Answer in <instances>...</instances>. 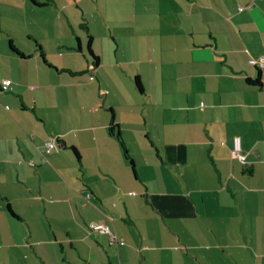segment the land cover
Instances as JSON below:
<instances>
[{"label": "crops", "instance_id": "0c3cea01", "mask_svg": "<svg viewBox=\"0 0 264 264\" xmlns=\"http://www.w3.org/2000/svg\"><path fill=\"white\" fill-rule=\"evenodd\" d=\"M251 2L0 0V264H264Z\"/></svg>", "mask_w": 264, "mask_h": 264}, {"label": "trees", "instance_id": "16d2710c", "mask_svg": "<svg viewBox=\"0 0 264 264\" xmlns=\"http://www.w3.org/2000/svg\"><path fill=\"white\" fill-rule=\"evenodd\" d=\"M251 1H252V2H251L250 4H248L246 7H244V6H239L237 9H238L239 11H241V10H243V9H245V8H249V9L252 8V6H253L252 3L254 2V0H251ZM82 28H83V30H84V31L86 32V34H87V46H86V52H87L88 56L91 58V63H92L91 67L94 68V67H96V66L98 65V63H99V57L93 52V50H92V48H91V39H92V37H91V35H90V33H89L88 29H87V26H86L84 23L82 24ZM75 49H76V51H78V52H81V51H82L81 46H80L79 39H77V46L75 47ZM20 55H22V54L20 53ZM41 56H43L42 53H41ZM262 56H264V55H262ZM262 56H260V57L255 61V63H256L259 67L264 68V66H261V65H260V60H259ZM44 61H45V60H44ZM68 72H69V73H72V71H68ZM247 82H248L249 85H251V86H256V87H257V86L260 87V86L262 85V82H261L259 76H258L256 79H254V80L247 78ZM9 85H10V84H9ZM9 85H4V84H3L4 87H8ZM135 85H136V87L139 89V91L142 92V89H143V88H142V86H141V83H140L138 77L135 78ZM110 112H111V119H110V124H109V128H108L109 133H110L111 135H113V136L116 137V139H117L118 142H119V145H120V147H121V150H122V152H123V155H124L125 159H126V160L129 162V164L132 166V169H134V163H133V160H132L131 156L129 155L128 150H127V148H126V146H125V143H124V141H123V139H122V137H121V134H120V131H119V125H118V123L115 121V118H114L115 116H114L113 112L111 111V109H110ZM56 144H58L57 139H56ZM236 144H238V147H239V143L237 142V139H234V140H233L232 147H231V152H232L234 146H236ZM72 149H73L74 152L76 153L75 148L72 147ZM239 150H240V148H239ZM242 155H243V154H242ZM243 161L245 162V157H244V160H243ZM243 161H241V162H243ZM8 209H9L8 211H9L10 213L13 214V212L10 210L9 207H8Z\"/></svg>", "mask_w": 264, "mask_h": 264}, {"label": "built area", "instance_id": "2783aa9c", "mask_svg": "<svg viewBox=\"0 0 264 264\" xmlns=\"http://www.w3.org/2000/svg\"><path fill=\"white\" fill-rule=\"evenodd\" d=\"M260 65L264 66V56H262L260 59ZM10 80H3L2 83L4 85H9L10 84ZM57 144H56V139L55 138H49L48 140H46L44 142V145L42 147V151L45 153H49L52 149L56 148ZM232 154L237 156L239 160L243 161L244 160V155H242L241 153H239V147L238 144H236V146H234L233 150H232ZM92 228L95 229V231L97 232H107L110 235V238L113 242H118L119 244H124V241L122 238H118L116 235L112 234L110 231V228L108 225H103V224H93Z\"/></svg>", "mask_w": 264, "mask_h": 264}]
</instances>
